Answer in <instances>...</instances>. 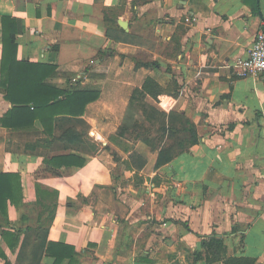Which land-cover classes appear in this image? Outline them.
<instances>
[{"label": "crops", "instance_id": "obj_1", "mask_svg": "<svg viewBox=\"0 0 264 264\" xmlns=\"http://www.w3.org/2000/svg\"><path fill=\"white\" fill-rule=\"evenodd\" d=\"M5 17L18 25L17 59L44 67L37 80L47 71L44 84L99 92L82 116L48 122L49 132L40 119L31 128L0 125V173L22 175L26 203L37 201L31 184L39 180L56 204L52 222H33L38 234L24 232L15 252L0 233L13 264H53L49 242L75 247V264H207L195 254L210 237L229 257L264 264V76L234 68L263 31L264 0H0V80ZM136 60L159 65L137 68ZM149 78L176 89L147 100L186 115L199 136L160 168L143 141L120 140L127 152L111 140ZM7 96L0 87V119L14 107ZM69 129L85 143L61 140ZM60 154L86 162L47 170ZM20 216L10 207L12 222Z\"/></svg>", "mask_w": 264, "mask_h": 264}, {"label": "trees", "instance_id": "obj_2", "mask_svg": "<svg viewBox=\"0 0 264 264\" xmlns=\"http://www.w3.org/2000/svg\"><path fill=\"white\" fill-rule=\"evenodd\" d=\"M18 32L16 20L5 17L3 19L0 87L8 91L7 97L14 107L10 114L0 119V125L14 129L31 128L33 122L40 119L45 125L46 131L49 132L48 122L52 125L58 115L82 116L87 105L98 99L99 92L62 90L44 84L43 79L47 77V71L41 79L37 80L34 70L44 67L23 63L17 59L16 35ZM136 65L137 68H156L159 63L136 60ZM163 92L164 88L160 84L158 85L154 79H147L142 89L133 92L125 120L116 135L111 137L114 143L123 147L127 152L131 148L130 145L124 144L120 140L143 141L152 151L158 153L159 159H157L156 168L169 164L175 157L199 141L196 125L186 115L175 111L167 113L147 100L148 96L157 99L160 94H164ZM26 96H29V100ZM133 107L141 109L140 111L148 123L158 125L156 131L150 130L145 125L137 124V120L133 121L130 112ZM84 137H86L84 133L69 129L60 136V139L85 143ZM133 156V159H136V167L140 169L146 165L145 158L138 154ZM85 162V159L71 154H60L47 159L45 164L47 170L55 172L62 167H83ZM22 178V175L18 173H0V233L12 252L18 249L24 232H38L40 227L39 225L32 226L33 222L49 225L55 215L56 204L46 202L49 196L38 184L36 185L37 201L32 205L25 202ZM10 207H15L20 212L21 216L18 222H12L9 219ZM31 213L36 214V219L31 216ZM2 226L8 229L5 230ZM45 253L55 258L53 264H61L65 258L70 260V264H75L79 256L75 247L56 242H49ZM195 255L198 260H206L207 264L221 261L229 264H256L252 258L229 257L224 241L217 237L204 239L202 250L196 252ZM0 257L4 264H13L1 248Z\"/></svg>", "mask_w": 264, "mask_h": 264}, {"label": "built area", "instance_id": "obj_3", "mask_svg": "<svg viewBox=\"0 0 264 264\" xmlns=\"http://www.w3.org/2000/svg\"><path fill=\"white\" fill-rule=\"evenodd\" d=\"M187 21L190 22L189 19ZM234 68L236 73L243 78L256 79L264 76V31L258 33L247 56L238 59Z\"/></svg>", "mask_w": 264, "mask_h": 264}, {"label": "rangeland", "instance_id": "obj_4", "mask_svg": "<svg viewBox=\"0 0 264 264\" xmlns=\"http://www.w3.org/2000/svg\"><path fill=\"white\" fill-rule=\"evenodd\" d=\"M176 89V86L174 85V84H170L167 88H164V94L165 95H167V93H168V95H171V96H175L174 94H170V91H172L173 89ZM166 97L165 96V98H164V102H168V103H173V97ZM148 101H150L151 103H153V104H155L154 103V101H157V102H160L161 100H159L158 98L157 99H155L154 101L153 100H148ZM141 110V109H140ZM140 110H138V109H136V107H133V108H131V110H130V112H131V114H132V117H133V121L135 122V120H137L138 121V123L137 124H141V126H143V125H145L147 128H149L150 130L152 129L153 131H156V126H158V125H152V124H150V123H148L147 121H146V119H145V117H144V115H143V113L140 111ZM155 133V132H154ZM39 185L40 187H42V188H45V187H43V186H45L44 185V183H42V181H39V180H32V184H31V186L32 187H36V185ZM142 185V184H141ZM143 201L144 202H147L146 201V195H144L143 196ZM35 203V202H34ZM33 202H31L30 203V205H32V204H34ZM48 203H50V202H48ZM47 203V204H48ZM57 204H58V202H57ZM19 212V211H18ZM19 215H20V212H19ZM31 216L34 218V219H36V214L35 213H31ZM20 218V217H19ZM188 262L190 263V262H192V258H189L188 259Z\"/></svg>", "mask_w": 264, "mask_h": 264}, {"label": "water", "instance_id": "obj_5", "mask_svg": "<svg viewBox=\"0 0 264 264\" xmlns=\"http://www.w3.org/2000/svg\"><path fill=\"white\" fill-rule=\"evenodd\" d=\"M122 27L126 28V23L125 22H122ZM263 31H264V27H263Z\"/></svg>", "mask_w": 264, "mask_h": 264}]
</instances>
